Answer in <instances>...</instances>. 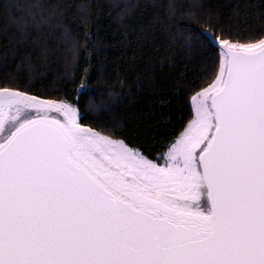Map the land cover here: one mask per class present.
Listing matches in <instances>:
<instances>
[{
  "label": "snow or ice",
  "instance_id": "6c2138e0",
  "mask_svg": "<svg viewBox=\"0 0 264 264\" xmlns=\"http://www.w3.org/2000/svg\"><path fill=\"white\" fill-rule=\"evenodd\" d=\"M209 35L223 62L162 164L0 88V264H264V38Z\"/></svg>",
  "mask_w": 264,
  "mask_h": 264
},
{
  "label": "trees",
  "instance_id": "16d2710c",
  "mask_svg": "<svg viewBox=\"0 0 264 264\" xmlns=\"http://www.w3.org/2000/svg\"><path fill=\"white\" fill-rule=\"evenodd\" d=\"M210 32L264 38V0H0V88L71 103L162 164L218 75Z\"/></svg>",
  "mask_w": 264,
  "mask_h": 264
},
{
  "label": "rangeland",
  "instance_id": "374dc122",
  "mask_svg": "<svg viewBox=\"0 0 264 264\" xmlns=\"http://www.w3.org/2000/svg\"><path fill=\"white\" fill-rule=\"evenodd\" d=\"M222 62H223V54H222V61H221V64H222ZM210 87V86H209ZM201 92V91H200ZM199 93V92H198ZM197 95V94H196ZM196 95H194L193 97H195ZM192 105H193V108H194V118L193 119H195V103H194V101H193V98H192ZM73 106V105H72ZM74 107V106H73ZM75 108V107H74ZM76 109V108H75ZM77 111V110H76ZM51 115H53V116H55L56 118H58V119H63V117L61 116V115H59V114H57V113H51ZM34 116H35V113H32L31 115H29L28 113H22L21 114V119H24V118H34ZM77 118H78V112H77ZM82 127H84V126H82ZM13 128V124L10 122L9 124H6L5 125V127H4V130L3 131H0V142H2L9 134H10V132L8 133V131H11V130H14V128ZM84 128H86V127H84ZM9 129V130H8ZM11 129V130H10ZM187 129V128H186ZM185 129V130H186ZM93 130V129H92ZM94 131H96V130H94ZM96 132H98V131H96ZM100 133V132H99ZM101 135H104V134H102V133H100ZM105 136H107V135H105ZM109 138H111V139H113V140H116V141H121V140H118V139H115V138H112V137H110V136H108ZM164 162V161H163ZM203 203V200L201 201V204Z\"/></svg>",
  "mask_w": 264,
  "mask_h": 264
},
{
  "label": "water",
  "instance_id": "95a60500",
  "mask_svg": "<svg viewBox=\"0 0 264 264\" xmlns=\"http://www.w3.org/2000/svg\"><path fill=\"white\" fill-rule=\"evenodd\" d=\"M211 39H212L213 43H214L219 49H221V50L224 52V48H223V46L220 45V44H218L217 41L214 40L212 37H211Z\"/></svg>",
  "mask_w": 264,
  "mask_h": 264
}]
</instances>
